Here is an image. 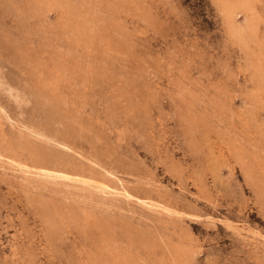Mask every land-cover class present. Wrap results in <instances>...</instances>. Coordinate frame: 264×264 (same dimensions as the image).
Here are the masks:
<instances>
[{
	"label": "rangeland",
	"instance_id": "374dc122",
	"mask_svg": "<svg viewBox=\"0 0 264 264\" xmlns=\"http://www.w3.org/2000/svg\"><path fill=\"white\" fill-rule=\"evenodd\" d=\"M234 18L0 0V264H264V0Z\"/></svg>",
	"mask_w": 264,
	"mask_h": 264
},
{
	"label": "bare ground",
	"instance_id": "6f19581e",
	"mask_svg": "<svg viewBox=\"0 0 264 264\" xmlns=\"http://www.w3.org/2000/svg\"><path fill=\"white\" fill-rule=\"evenodd\" d=\"M255 1L256 0H218L219 7L226 18L227 25L234 33L238 35L242 33V29H239L234 18L238 10L244 12L246 23L252 25V21L254 20Z\"/></svg>",
	"mask_w": 264,
	"mask_h": 264
}]
</instances>
